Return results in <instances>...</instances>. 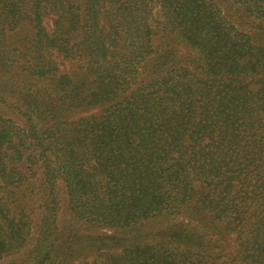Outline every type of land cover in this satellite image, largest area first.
Listing matches in <instances>:
<instances>
[{
	"label": "trees",
	"instance_id": "16d2710c",
	"mask_svg": "<svg viewBox=\"0 0 264 264\" xmlns=\"http://www.w3.org/2000/svg\"><path fill=\"white\" fill-rule=\"evenodd\" d=\"M229 1L256 39L216 0H0V101L16 94L26 125L0 119V259L30 238L41 169L48 227L29 264H264V0ZM60 62L83 69L81 84ZM57 182L76 222L111 235L89 260L59 238Z\"/></svg>",
	"mask_w": 264,
	"mask_h": 264
},
{
	"label": "rangeland",
	"instance_id": "374dc122",
	"mask_svg": "<svg viewBox=\"0 0 264 264\" xmlns=\"http://www.w3.org/2000/svg\"><path fill=\"white\" fill-rule=\"evenodd\" d=\"M219 7L221 8V11L223 12L224 16L229 19L228 21L232 22V24L235 25L236 29L244 34L249 35L250 37H253L254 39L257 38V24L258 22H254L251 20V18L244 15V13L239 9H236V6H232V3L229 0H216ZM264 28V24H261ZM23 36H27L28 33L21 34ZM17 42L15 44H19V41L21 45H24L27 47L24 38H17ZM174 50L176 52V56L178 59H183L184 56H187L188 51L180 44H176L174 46ZM58 70L60 73L69 74L70 77L74 80V82L81 84V81L83 79L82 75L83 69L79 68L76 64H68V63H62L60 62L58 65ZM143 76H138L136 80L131 81V87H133L134 83H140L141 78ZM86 80V79H84ZM91 81V80H90ZM90 81H87V86L90 83ZM17 83L16 79L13 78V82L6 83L5 85H2V89L7 87V85L12 86L13 90V84ZM22 85V82H21ZM28 85H31V89H36L39 86L44 88V85L47 87V84L44 81H37V80H30L28 82ZM6 89V88H5ZM8 91H10L9 88H7ZM3 91V90H2ZM10 97L8 98V103H3L0 101V119L9 120L13 127L19 128L21 131L26 126L24 121V108L21 107L22 100L20 98L16 97L18 103L15 101V99H12V94L10 92ZM8 95L4 97L6 100ZM51 103V102H50ZM90 111L87 114H72L69 116L71 118V121H77L79 117L89 116L91 114ZM36 124H43L42 118H35L33 120ZM26 139V142H28L29 147V153L33 152V144L30 141L28 136L21 135L19 139ZM32 156L34 157V152L32 153ZM42 170H37V182L34 184L33 190H34V196L32 198V201L30 202V205L32 207V213L30 214L31 218V232H30V238L25 244V247L17 252H12L6 256H4L2 259H0V264H26L28 262L27 255L31 249H33L34 245L37 244V241L39 237H41L38 230L35 231V229L38 226H46L48 227V208L50 207L49 200L47 195V190L44 194V184L42 181ZM41 180V181H40ZM34 183V182H32ZM31 183V184H32ZM55 198L57 200L58 204V215H57V223L58 227L60 229V235L59 238L61 239L63 243L64 248H68L70 244H72L73 241L78 242V251L84 249L82 252L79 253L76 260H80L83 258H86V260H89L91 256L94 254V249L92 246L94 243L96 244V238L98 239H105L107 236H111L107 231H104L102 229H96L94 226H91L89 224H82L80 222H76L74 218L71 216V214L67 210V199L65 192L62 188L61 182H57L56 188H55ZM52 199V198H51ZM179 222L176 217L170 216V217H157L154 218L148 222H146L140 229L138 228L137 236H138V243L145 244V245H151L158 241L159 234L166 230L165 232H169L171 230L170 226L177 224ZM168 226L169 228H167ZM165 227V229H163ZM40 228V227H39ZM163 229V230H162ZM42 239V238H41ZM108 239L106 238V241ZM79 241L82 243H86V247H81L79 244ZM97 246V245H95ZM110 248H113L112 245H109ZM114 249V248H113ZM119 250V249H118ZM113 253H117L119 251L115 250Z\"/></svg>",
	"mask_w": 264,
	"mask_h": 264
}]
</instances>
